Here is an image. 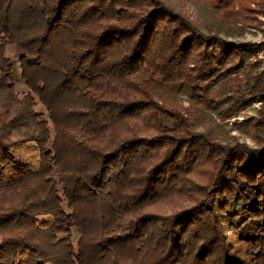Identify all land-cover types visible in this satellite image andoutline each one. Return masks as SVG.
Instances as JSON below:
<instances>
[{
  "label": "trees",
  "instance_id": "trees-1",
  "mask_svg": "<svg viewBox=\"0 0 264 264\" xmlns=\"http://www.w3.org/2000/svg\"><path fill=\"white\" fill-rule=\"evenodd\" d=\"M213 4L264 16V0ZM250 45L161 0H0V264H264V141L194 130ZM228 100L264 105V78Z\"/></svg>",
  "mask_w": 264,
  "mask_h": 264
},
{
  "label": "rangeland",
  "instance_id": "rangeland-1",
  "mask_svg": "<svg viewBox=\"0 0 264 264\" xmlns=\"http://www.w3.org/2000/svg\"><path fill=\"white\" fill-rule=\"evenodd\" d=\"M161 1L206 35H216L236 43L253 44L247 47L246 53L242 54L241 65L237 72L208 85L205 99L196 104L199 111L194 130L210 133L221 144L234 145L238 142L250 148L262 147L264 133L257 132L256 136L251 123L260 117V110L264 105L261 102H254L245 107L238 103L230 105L228 97L246 94L258 79L264 78V16L257 15L260 23L254 22L253 26H247L241 22L231 23L219 17L213 7V0ZM6 53L13 59L19 76L18 53L12 46H7ZM16 86L18 91L25 88L20 79L17 80ZM159 92H167L168 95L175 96L174 87L161 89ZM176 100L183 106H189L190 102L186 96H177ZM184 204L188 206L192 205V202L184 201ZM164 212L170 213L172 209L166 207ZM78 235L79 233L74 230V240Z\"/></svg>",
  "mask_w": 264,
  "mask_h": 264
}]
</instances>
